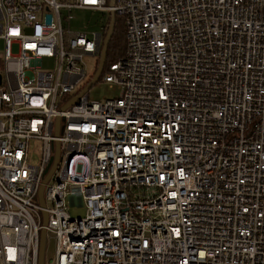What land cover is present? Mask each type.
<instances>
[{"label": "built area", "instance_id": "2783aa9c", "mask_svg": "<svg viewBox=\"0 0 264 264\" xmlns=\"http://www.w3.org/2000/svg\"><path fill=\"white\" fill-rule=\"evenodd\" d=\"M75 9L123 17L115 98ZM42 228L43 264H264V0H0V264Z\"/></svg>", "mask_w": 264, "mask_h": 264}, {"label": "rangeland", "instance_id": "374dc122", "mask_svg": "<svg viewBox=\"0 0 264 264\" xmlns=\"http://www.w3.org/2000/svg\"><path fill=\"white\" fill-rule=\"evenodd\" d=\"M71 17H72L71 19L72 30H84L87 31L88 33H91V32H95L96 30H99L100 25L106 20L108 14L75 9L72 10ZM96 68L94 69L91 67L89 69V73L93 71L94 74ZM101 76L102 74L99 76L98 80L93 85H91V87L87 90V95L90 100L103 101L105 99L115 98L118 95L119 88L115 85L104 82ZM87 79H85L84 82ZM40 150H41L40 142L33 140L29 143L30 162H32L33 164L38 162L40 156ZM84 211L85 208L82 206L81 207L71 206L69 210V214L73 217H82L84 215ZM53 255H54V246L50 242H47L45 249L46 260L51 259Z\"/></svg>", "mask_w": 264, "mask_h": 264}, {"label": "water", "instance_id": "95a60500", "mask_svg": "<svg viewBox=\"0 0 264 264\" xmlns=\"http://www.w3.org/2000/svg\"><path fill=\"white\" fill-rule=\"evenodd\" d=\"M113 2V0H111V3ZM114 23H115V13L114 12H110L109 13V22H108V27H107V31L105 36L103 37L102 40V44H101V51H100V58L98 61V66L97 69L91 79V81L88 83V85L85 87L84 90H87L91 87V85H93L99 78L102 69H103V65H104V59H105V54H106V50H107V46L108 43L110 41V38L112 36L113 33V29H114ZM56 127H58V120H56ZM55 134H57V129ZM58 154H59V148H58V144H55V156H54V162L53 165L50 167V169L46 170V174L39 186L38 189V200L41 206H44V201H43V189H44V185L46 184V182L48 181L56 163H57V159H58ZM46 219L47 216L44 213L43 214V224L46 223ZM44 240H45V229L42 228L40 231V240H39V251H38V264H43V248H44ZM51 260V259H49Z\"/></svg>", "mask_w": 264, "mask_h": 264}, {"label": "trees", "instance_id": "16d2710c", "mask_svg": "<svg viewBox=\"0 0 264 264\" xmlns=\"http://www.w3.org/2000/svg\"><path fill=\"white\" fill-rule=\"evenodd\" d=\"M108 26V23H107ZM106 26V30H107ZM104 32V35L106 33ZM126 51L125 43V29L123 23V17L120 15H115V23L112 36L107 46L105 59H104V68L109 64L115 61L117 58L123 56Z\"/></svg>", "mask_w": 264, "mask_h": 264}, {"label": "bare ground", "instance_id": "6f19581e", "mask_svg": "<svg viewBox=\"0 0 264 264\" xmlns=\"http://www.w3.org/2000/svg\"><path fill=\"white\" fill-rule=\"evenodd\" d=\"M108 22H109V15H108V19H107V23H108ZM107 27H108V26H107ZM70 28H71V26H70ZM106 31H107V30H106ZM105 34H106V33H105ZM104 36H105V35L103 34V37H104ZM103 37H102V40H103ZM101 44H102V41H101ZM100 51H101V49H100ZM125 52H126V51H125ZM124 55H125V54H124ZM124 55H123V56H124ZM123 56H121V57H123ZM99 58H100V54H99ZM99 58H98V60H97V66H98ZM103 67H104V66H103ZM96 69H97V68H96ZM104 69H105V68H104ZM104 69H102L101 74L103 73V70H104ZM94 73H95V72H94ZM101 74H100V75H101ZM93 75H94V74H93ZM92 77H93V76H92ZM92 77H91V79H92ZM91 79L88 81V83L91 81ZM88 83L85 85V87L88 85ZM84 89H85V88H84ZM84 89H83V91L87 92L88 89H87V90H84ZM49 169H50V168H49ZM46 183H47V182H46ZM44 186H45V185H44ZM43 190H44V189H43ZM43 201H44V200H43ZM44 242H45V240H44ZM43 255H44V248H43Z\"/></svg>", "mask_w": 264, "mask_h": 264}]
</instances>
